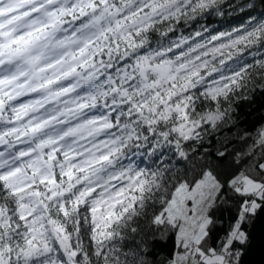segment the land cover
Masks as SVG:
<instances>
[{
    "label": "snow or ice",
    "instance_id": "obj_1",
    "mask_svg": "<svg viewBox=\"0 0 264 264\" xmlns=\"http://www.w3.org/2000/svg\"><path fill=\"white\" fill-rule=\"evenodd\" d=\"M253 9L0 0V264H240L264 211V124L240 129L234 107L264 93ZM231 12L247 19L208 23ZM152 232L172 242L160 261Z\"/></svg>",
    "mask_w": 264,
    "mask_h": 264
},
{
    "label": "trees",
    "instance_id": "obj_2",
    "mask_svg": "<svg viewBox=\"0 0 264 264\" xmlns=\"http://www.w3.org/2000/svg\"><path fill=\"white\" fill-rule=\"evenodd\" d=\"M252 3L254 4V9L250 10L251 15L264 17V0H252ZM245 19H247L246 14L242 15L237 12H231L225 17L208 18V23H210L213 28L224 29L235 26ZM234 107H236V118L241 122L238 124L240 129L254 133L260 125L264 124V93L257 91L254 98L249 100H241L236 105H234ZM232 131L235 132L236 129L233 128ZM197 155H199V153H197ZM236 213L237 203L234 200H228L227 203L218 204L214 211V215L217 218V228L215 229V238L212 242L213 246H215L216 239H219L228 231L229 224L235 218ZM251 220L252 215H249L248 222L242 225V230L246 234L248 232ZM149 239L161 241V244H158L155 247L149 245V249L153 253V257H150V259L154 258L156 261L164 259L172 248V242L167 241V243H164V241L167 240V237H162L160 232L150 233ZM244 248L245 243L240 244L237 242L235 244V250H240L241 253L243 252Z\"/></svg>",
    "mask_w": 264,
    "mask_h": 264
},
{
    "label": "water",
    "instance_id": "obj_3",
    "mask_svg": "<svg viewBox=\"0 0 264 264\" xmlns=\"http://www.w3.org/2000/svg\"><path fill=\"white\" fill-rule=\"evenodd\" d=\"M240 264H264V211H258L250 223Z\"/></svg>",
    "mask_w": 264,
    "mask_h": 264
},
{
    "label": "rangeland",
    "instance_id": "obj_4",
    "mask_svg": "<svg viewBox=\"0 0 264 264\" xmlns=\"http://www.w3.org/2000/svg\"><path fill=\"white\" fill-rule=\"evenodd\" d=\"M254 216H255V215H252V220H253ZM252 220H251V221H252ZM249 227H250V226H249ZM248 229H249V228H248Z\"/></svg>",
    "mask_w": 264,
    "mask_h": 264
},
{
    "label": "built area",
    "instance_id": "obj_5",
    "mask_svg": "<svg viewBox=\"0 0 264 264\" xmlns=\"http://www.w3.org/2000/svg\"><path fill=\"white\" fill-rule=\"evenodd\" d=\"M240 251V250H239ZM241 252V251H240Z\"/></svg>",
    "mask_w": 264,
    "mask_h": 264
}]
</instances>
